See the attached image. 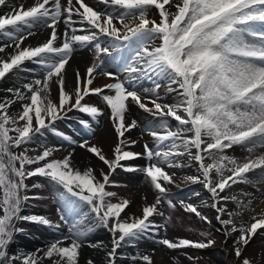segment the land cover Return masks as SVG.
Instances as JSON below:
<instances>
[{"label": "snow or ice", "instance_id": "1", "mask_svg": "<svg viewBox=\"0 0 264 264\" xmlns=\"http://www.w3.org/2000/svg\"><path fill=\"white\" fill-rule=\"evenodd\" d=\"M98 3L103 9L85 0H34L30 6L0 0V39L7 41L0 44V81L10 75L16 78L13 86L6 89L13 98L0 102V264H80L85 238L100 227L112 235L106 264H117L118 249L134 247L150 233L155 243L168 250L213 245L215 241L211 239L206 243L186 238L155 239L162 229L166 231L167 221L158 224L150 218L164 215L159 205L165 200L175 208L168 188L175 183V174L168 173L165 167H185V156L196 162L200 175L184 179L203 184L211 197L210 206L216 211L215 219L220 225L217 230H222L226 238L239 232L233 246L237 264H252L242 253L253 236L264 230V214L238 224L236 217L251 208L252 199L244 201L226 190L243 183L259 191L258 186L264 184V154L254 155L257 149H264V0ZM9 8L11 11H4ZM152 12L158 17L151 18ZM61 23L63 37L58 31ZM36 29H50L48 38L37 46L26 44L29 37L36 35ZM77 48L92 51L94 61L85 75L76 71L74 92H69L66 65ZM26 62L37 67L28 68ZM22 72L32 73V81L23 82L19 78ZM95 75L114 82L90 87ZM145 81L153 86L142 87ZM53 84L59 88L58 104L50 99ZM162 88L174 93L176 102H162ZM93 94L100 96L110 110L109 118L119 141L112 160L88 140L79 144L108 167V173L101 170L100 178L91 167L83 171L74 167L71 153L62 159H50L55 149L40 140L45 131H51L75 144L70 136L56 130L55 122L73 109L92 119L102 116L98 107L82 103ZM18 102L20 109L12 111ZM133 103L153 117L144 131L154 139L156 147L145 143L143 153L126 150L137 143L125 136L137 126L135 119L130 123L127 120ZM168 118L177 122L175 127ZM80 123L90 127L86 121ZM234 147L248 153L243 162L226 154ZM13 149L21 150L17 153ZM30 152L37 154L29 155ZM138 158L147 162L142 168L121 164ZM117 168L142 171L156 191L155 203L143 206L141 216L125 220L121 214L130 201L112 202L117 193L107 191L106 185ZM32 177L45 178L54 187L55 199L61 205L57 209L60 221L69 226L66 234L43 248L13 254L9 249L14 239L27 232L19 226L21 223H35L55 232L61 227L43 215L23 214L30 200L41 199L27 195L30 188L26 180ZM193 195L199 197L200 193ZM229 201L235 202L237 210L228 208ZM179 203L184 212L211 225L196 204L183 200ZM201 203L208 206L205 201ZM84 206L89 207L92 217L83 213ZM200 235L207 237L209 233ZM89 246L95 248L98 244ZM119 258L128 257L120 254ZM130 259L133 264H154L148 254L137 253ZM87 264L94 262L89 259Z\"/></svg>", "mask_w": 264, "mask_h": 264}, {"label": "rangeland", "instance_id": "2", "mask_svg": "<svg viewBox=\"0 0 264 264\" xmlns=\"http://www.w3.org/2000/svg\"><path fill=\"white\" fill-rule=\"evenodd\" d=\"M8 51H11V50H8ZM10 77H12V76H10ZM19 78L23 82H31L32 81L30 76H28L26 74H22ZM14 83H15V79L12 80L11 83H9L8 85L2 84V86H0V92L4 93L5 91L3 89H8L9 87L13 86ZM7 93L11 94L9 92H7ZM0 102H3L2 96L0 98ZM138 130H140V129L138 128ZM30 147H32V146H30ZM81 150L85 154L87 153L85 148H82ZM31 153H34V152H31ZM82 159H84V158H81V160ZM197 171H198V169H194L193 171L190 172V174H187V175H184L182 173V170H180V169L177 172L173 171V173L175 174L174 176H175L176 180H175L174 184L168 185V188H169V191H173V193H174V194H170V195H171V198L173 199V201L177 203V204H175V207L177 205L181 206V204L179 203L180 200H183L186 203H188V202L193 203L192 200L187 199L186 195H182V191L181 190L179 191L177 186L179 185L182 188L184 186V189L187 186L188 188L193 190L194 189L193 185L198 184V183L187 182L184 178L187 176L200 175V172H197ZM170 173L173 174L172 172H170ZM226 174H228V173L226 172L225 175ZM181 183H183V185H181ZM191 184H192V186H191ZM238 188H236V189H238ZM151 189H152L151 187H146L145 191L147 192ZM113 192L117 193V196L115 198L119 199L120 201L123 199H127V200L135 199L134 192L127 191V189L125 187H123L122 189H117ZM123 192H125V195L123 194ZM115 198H112V199L115 200ZM153 200H156V197L153 198ZM49 203H53V202L50 201ZM162 204L163 205H159V206L163 209H165L166 207H169L166 200L164 202H162ZM198 209L204 215L206 214L205 213L206 210H204V208L198 207ZM247 210H250V209H247ZM171 211H172V208H171ZM245 212H246V209H245ZM256 214L259 215L258 211H256ZM194 216L195 215L190 214V213H186L184 211L182 214L179 212H176L174 215L171 214V219L174 220V218H175V220H176V226L174 225V221L170 222L168 224V227L170 229L168 230V228H167L166 231L162 229L160 231L159 235L155 239L168 238L170 240H176L177 238H186V239L192 238L194 240H197V239L200 240L201 239V241H203L205 243L207 242V239H211V240L215 241L214 245H217V244H219V242L224 241L223 249L221 248L222 251H218V252H221V254H223V256H224L225 251L228 250L229 255L226 258V260L229 263L237 264V258L234 255L233 246H234V241H235L236 237H238V235H239V232L233 233L231 236L226 238L223 235V231L221 230L219 233H216L217 234V236H216V234H214L212 232L211 226L209 224L197 222V220L195 219ZM54 217L55 216L51 217V220L53 222L55 221ZM46 218H48V217L46 216ZM210 218L211 219L213 218V220L215 222H217L213 216ZM248 222H250V221L243 222V223H248ZM212 223L214 224V226L219 225V224L214 223L213 221H212ZM237 223L239 224L240 222H237ZM192 224H194V226L197 228L195 229L194 227H191ZM219 228H220V225H219V227H216L215 229H219ZM33 231H36V230H33ZM201 232L209 233V235L207 237L201 236L200 235ZM30 234L31 233L17 235L16 238L14 239L10 249H9V252L13 253V254L18 250H24L27 252H31L30 250L29 251L27 250V249H29L28 247H26L27 249L25 248V244L32 241V239L30 237H28V235H30ZM179 234H181V235H179ZM199 240H197V241H199ZM144 242H146L147 244H151L150 242H147L145 238H144ZM144 242L138 241L133 248L136 249V251L138 253L148 254L152 250L150 249L148 251L147 244ZM132 252H134V251H132ZM214 252H216V250H214ZM184 253H187V255H185ZM162 254L166 255L172 259V262H170L171 264H217V263L210 261L207 257H205L204 254L200 253L199 250L194 251V249H192L190 247L183 248V249H176V250H168V249L164 248V246H162ZM242 254H243V257L250 259L252 264H264V230H259L258 233L253 236V238L250 240L249 244L244 247ZM150 256L152 257L151 252H150ZM189 256L193 257V259H189L188 258ZM152 258H153L154 264H159V263H156L154 257H152ZM129 260H131V259H129ZM104 264H105V262H104ZM125 264H131V263L129 261H127V263H125Z\"/></svg>", "mask_w": 264, "mask_h": 264}, {"label": "bare ground", "instance_id": "3", "mask_svg": "<svg viewBox=\"0 0 264 264\" xmlns=\"http://www.w3.org/2000/svg\"><path fill=\"white\" fill-rule=\"evenodd\" d=\"M34 2V0H11V3L13 5H16V6H19L20 3H24L25 6H29L31 5L32 3ZM62 2H66V0H62ZM178 2V0H177ZM167 7V6H166ZM174 7H173V11H174ZM5 11V9H4ZM11 11V9L9 10ZM1 14H3L2 12H0ZM151 16H154V12L151 13ZM64 25L61 23L60 26H59V29L62 28ZM50 31V29H40L36 35H35V45L39 44V43H43L46 41V38H44L45 36H40L42 34H46ZM37 37V38H36ZM4 43V40L3 39H0V44H3ZM80 58L82 57H86L87 54H84V53H81L78 55ZM80 61L78 60L77 57H75L74 55H72L70 61H69V64L66 66V81L69 80V79H72L73 78V75H71V72H72V68L73 70L75 68L79 69L78 66L80 65L79 63ZM109 80V78L105 77V76H99V75H95L94 78H93V85H91L90 87H101L103 85H105L107 83V81ZM107 138H110L108 134L106 135H102L101 136V139L105 142H109L110 140H107ZM136 146V144H135ZM143 147V146H142ZM264 154V149H257L255 154L254 155H258V154ZM226 154L227 155H230V156H234L236 159H239V160H244V158L246 156H248V153L244 150V149H241L240 147H234L233 149H229V150H226ZM192 162V166H193V169L196 168V165H195V161H191ZM208 162V161H207ZM243 162V161H241ZM192 168H190L189 170L183 172L184 175H187L189 172H191L193 170ZM250 177L252 179H255V175L254 174H251ZM186 186V185H185ZM235 188V187H233ZM229 190H233L232 188L229 189ZM185 193H186V197L188 200H192L193 203L195 202L196 204L200 203L201 206H203L206 210L209 211L210 213V210H211V206H205L204 204H202L201 202L202 201H205V200H200V198H198L200 201H198L193 194L194 190L188 188L186 186L185 188ZM244 193H249L251 194L250 196H247L245 197L243 194ZM229 195H236L239 199H242L244 201H247L248 199H252V200H255L257 197H258V200H255L254 201V204L252 205H255L254 208L256 210H258V213L259 215H257L256 213H252L250 210H247L246 209V212L244 213L243 211L241 212V215L239 217H236V221L237 222H240V223H243V222H246L247 220L248 221H251V217L253 215H257V216H260L261 214H264V184H263V187H259V191L257 190V187H253L252 185H248V184H243V187H239V191L238 192H235L233 193L232 191L228 192ZM254 197V198H253ZM260 198V199H259ZM196 199V201H195ZM208 203V202H207ZM209 205V203H208ZM228 208L230 210H237L236 209V204L235 202H232V201H229L228 202ZM252 207V206H251ZM212 212V211H211ZM211 215H214L211 213ZM25 247H28L25 245ZM220 247V246H219ZM96 255L95 257V262L96 263H99L102 262L104 260V257H105V254L102 252V250L100 251H95L94 253ZM155 255L157 256V258H160V253L156 252ZM107 259V258H106ZM83 260V258L81 257L80 258V261ZM161 260H162V264H171L169 263V259L166 258V257H161ZM228 262V261H227ZM231 264V263H230Z\"/></svg>", "mask_w": 264, "mask_h": 264}]
</instances>
